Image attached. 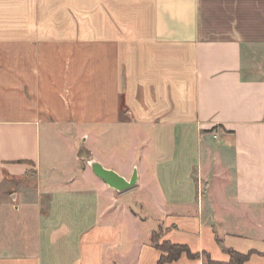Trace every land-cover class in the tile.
Here are the masks:
<instances>
[{"label": "crops", "instance_id": "obj_1", "mask_svg": "<svg viewBox=\"0 0 264 264\" xmlns=\"http://www.w3.org/2000/svg\"><path fill=\"white\" fill-rule=\"evenodd\" d=\"M158 228L264 264V0H0V264H157Z\"/></svg>", "mask_w": 264, "mask_h": 264}, {"label": "trees", "instance_id": "obj_2", "mask_svg": "<svg viewBox=\"0 0 264 264\" xmlns=\"http://www.w3.org/2000/svg\"><path fill=\"white\" fill-rule=\"evenodd\" d=\"M220 241L221 240L219 239V242ZM151 242L156 248L160 250V254L157 259V264H167L168 262L178 259L179 256L183 253L191 258L198 256V252H192L186 243H175L167 239H164L162 240V242H160L156 238V231H153L151 234ZM224 250L229 255V259L222 263L218 260L212 259L208 253H206V255L209 261L214 264H242L245 260L248 259V257L253 251L250 250L248 252H241L232 247L226 246L224 247Z\"/></svg>", "mask_w": 264, "mask_h": 264}, {"label": "water", "instance_id": "obj_3", "mask_svg": "<svg viewBox=\"0 0 264 264\" xmlns=\"http://www.w3.org/2000/svg\"><path fill=\"white\" fill-rule=\"evenodd\" d=\"M89 165L97 176L101 177L110 186L118 190H124L126 188H129L136 182L137 174L135 170H133L130 178L127 179L115 170L103 166L100 162L95 159H91L89 161Z\"/></svg>", "mask_w": 264, "mask_h": 264}, {"label": "rangeland", "instance_id": "obj_4", "mask_svg": "<svg viewBox=\"0 0 264 264\" xmlns=\"http://www.w3.org/2000/svg\"><path fill=\"white\" fill-rule=\"evenodd\" d=\"M80 155L81 156H83V160L87 157V152H84L83 150H81L80 152ZM156 238H157V240H159L160 242H162V240H164L163 238H162V230H161V228H158L157 230H156ZM198 256H200V253H198ZM202 258H203V264H214V263H212V262H210L209 261V259H208V257H207V255L206 254H202ZM221 263L222 262H224V261H220ZM216 264V263H215Z\"/></svg>", "mask_w": 264, "mask_h": 264}]
</instances>
